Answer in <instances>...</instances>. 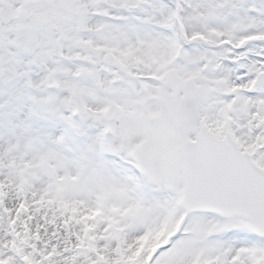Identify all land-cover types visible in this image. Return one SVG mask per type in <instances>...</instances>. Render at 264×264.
I'll list each match as a JSON object with an SVG mask.
<instances>
[{
	"label": "snow or ice",
	"instance_id": "1",
	"mask_svg": "<svg viewBox=\"0 0 264 264\" xmlns=\"http://www.w3.org/2000/svg\"><path fill=\"white\" fill-rule=\"evenodd\" d=\"M0 264H264V0H0Z\"/></svg>",
	"mask_w": 264,
	"mask_h": 264
}]
</instances>
